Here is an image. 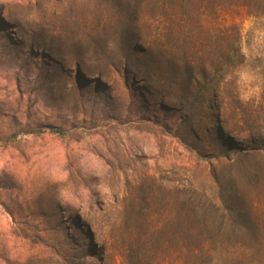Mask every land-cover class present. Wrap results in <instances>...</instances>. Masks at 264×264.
Wrapping results in <instances>:
<instances>
[{
	"label": "rangeland",
	"instance_id": "rangeland-1",
	"mask_svg": "<svg viewBox=\"0 0 264 264\" xmlns=\"http://www.w3.org/2000/svg\"><path fill=\"white\" fill-rule=\"evenodd\" d=\"M224 2L0 0V264H264V15L222 67Z\"/></svg>",
	"mask_w": 264,
	"mask_h": 264
},
{
	"label": "trees",
	"instance_id": "trees-1",
	"mask_svg": "<svg viewBox=\"0 0 264 264\" xmlns=\"http://www.w3.org/2000/svg\"><path fill=\"white\" fill-rule=\"evenodd\" d=\"M191 1V0H188ZM223 6L218 9L219 13L225 18L230 19L228 26L222 27L221 46L222 50L219 54V65L222 67L235 64L234 59L239 55V39L241 30L236 23L235 16L240 13H245L249 16L264 15V0H227ZM227 21V19H225ZM61 132V131H58ZM190 244L188 251L191 254V261L194 264H201V256H210L218 248L213 247L202 240L201 231L198 228L191 227L189 229ZM257 252V249H253ZM204 263V262H203ZM240 264V263H239Z\"/></svg>",
	"mask_w": 264,
	"mask_h": 264
}]
</instances>
